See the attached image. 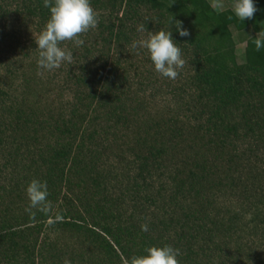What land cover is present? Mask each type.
I'll list each match as a JSON object with an SVG mask.
<instances>
[{
  "label": "trees",
  "instance_id": "1",
  "mask_svg": "<svg viewBox=\"0 0 264 264\" xmlns=\"http://www.w3.org/2000/svg\"><path fill=\"white\" fill-rule=\"evenodd\" d=\"M207 1L90 0L94 11L105 3L117 21H121L117 17L123 5L133 9L128 17L122 16L123 20L133 21L138 7L158 11L156 23L162 27L160 30H175L172 18L182 24L189 20V37L183 40L176 31L172 32L186 42L181 45L193 72L186 96L180 94L177 106L185 118L196 124L193 132L199 135L191 143L194 156L186 159L211 157V166L202 158L192 160L191 165L187 160L180 166L173 165L167 158L168 150L179 152L178 149L140 140L124 145L125 150L115 148L112 152L117 162L125 163L121 170L114 165L104 166L102 161L111 151L110 143L118 147L117 141L107 137L125 123L111 100L112 96L117 100L111 87L123 86L127 80L124 75L116 76L119 63L113 61L108 69L111 87L105 85L101 72L104 65H98L100 59L93 61L89 57L102 53V49L94 48L95 44L91 48L84 43L80 49L73 43L66 46L74 60L64 65L62 86L75 88L63 112L54 113L51 108H41L43 101L28 99L41 92L39 86L32 87L35 93L28 86V78L36 84L41 70L34 45L29 50L36 57L32 62L20 53L12 62L9 59L4 63V75L9 81L16 78L23 86L20 92L15 89L10 93L0 88L1 264H49L48 259H53L55 253L47 251L46 235L44 248L38 249V236L47 226L55 231L68 229L80 236L79 256L73 264H127L131 257L143 255L146 248L165 245L179 250L178 264H228L230 248L238 264H264V172L256 164L252 166L257 167L252 179L242 181L239 174L246 161L264 158V49L255 51L250 39L264 33V0H255L258 11L242 23L231 9L214 12ZM10 14H19L35 27L37 34L49 15L44 0H0V20ZM98 21L96 29L102 41L105 34L110 40L119 38L114 24H105L100 16ZM84 37V33L80 34L85 41ZM234 37L238 45L244 46L242 64L237 63ZM246 139L253 142L239 150ZM254 143H258L256 147ZM213 168L223 172H211ZM13 173L17 174L16 180ZM212 173L214 181L210 180ZM30 176L46 182V206L29 207L25 190ZM4 181L9 187L2 186ZM155 182H162L157 190ZM238 183H243L241 196ZM224 188H234L230 194L238 197L239 208L236 204L234 210L229 209L228 199L219 203L214 197L215 191ZM63 190L77 196L80 208L71 202L65 211L54 209L51 203L62 202ZM4 196L10 198L7 204ZM21 204L27 212L15 215ZM248 216H253L252 227L244 224ZM142 225H147L148 230L142 231ZM248 229L260 240L242 246L244 241L234 236Z\"/></svg>",
  "mask_w": 264,
  "mask_h": 264
},
{
  "label": "rangeland",
  "instance_id": "2",
  "mask_svg": "<svg viewBox=\"0 0 264 264\" xmlns=\"http://www.w3.org/2000/svg\"><path fill=\"white\" fill-rule=\"evenodd\" d=\"M232 2L233 0L207 1L209 7L214 12H218L226 8L231 9ZM138 8L139 9H136L135 11L133 21H130L128 18L125 20L122 19V16L127 15L128 17L130 11H133L132 8L129 9L125 5L120 8V12L118 13L117 18L121 21L113 19L114 13L113 15L111 14L112 9L108 8L105 3L104 7L102 5V9L94 11L96 14H98V16H100V19L104 20L105 24H114L116 31L118 30L117 35H119V38L110 40L106 36L107 34H105L104 36L106 39L105 41H102L101 37H98L96 28L90 29L87 33H84V43H86V46L92 48V44H95V49L100 51L102 49V53H95V55L89 57H91L93 61H95L96 59H100L101 62L98 65H104L105 70H102L101 72L102 79L105 82V85L111 87L109 85L111 81L108 69L110 68L109 63H112L113 61L115 62L114 64L119 63V65H117L118 69L116 76L124 75L127 80L126 83L123 84L124 87H111V91H113V94L117 99L114 100L112 96L111 100L115 102V107L118 108L120 114L125 120V123L122 126H118L113 129V131L110 132L111 135L107 137V139L110 141H117L116 145L118 147H115L110 143L109 146L111 148V151L108 153V156H106L105 159L103 158L104 160L102 161V163H104V166L106 167L114 165L115 167L120 168L119 170H121L125 163L117 162V159L115 157L116 153L112 155V152L115 151V148L125 150L124 145L131 146L134 141L140 140L150 145L165 144V147L174 146L176 149H178L179 152L168 150L167 158L170 159L173 165L180 166L181 163H183L185 160H187V162L191 165L193 164L192 160H199L200 158H202L210 162L209 166H211V162L213 161V159L211 157L201 156L202 153L197 150L195 151L201 157H198L196 159L193 158L192 160L186 159L192 158L194 156L192 152L193 145L191 143L196 139V137L199 136L195 135L193 132V130H195L194 127H196V124L185 118L183 113L180 111L179 106H177V102L179 100L178 97L180 96V94L186 96L188 86L190 85L189 80L193 74L192 69L188 64L189 59L187 56V51L183 50L184 47L181 45H184V43L186 42L179 40L177 35L172 34V38L176 41L178 47L181 49L182 58L184 59L185 63L182 68L177 69L178 74L175 79L162 77L159 73L154 71L153 65L148 57L146 50L142 48L132 49L130 47L132 41L142 40L145 39L147 36V32L142 33L137 31L138 25L144 24L146 30L151 32H156L160 30V28H162L160 26L157 27L156 23L159 22L157 19L158 11H153L146 7ZM23 20L24 19H22L19 14H10V16L6 20H0V88L9 93L14 91L15 89H18V91L20 92L23 85L19 84L16 78H14V81H12L11 79L9 81V79L4 75L3 72L5 71L4 63H6V61L9 59V62H12V59L15 60L17 57H19L17 54L20 53H22V57H24V55H26V57L29 56L27 57V59L30 58L31 62L36 59V57H34V55H32L29 50L33 45L35 46L34 41L37 36V32L35 31L36 29L33 25H30ZM188 26H190V22L189 20L185 19L183 22V27L188 30ZM182 39L184 40L185 38ZM234 41L236 45L235 55L237 63L242 64L244 60V46L238 45L236 37H234ZM70 43L73 42L65 41L63 42L62 46L66 48V46ZM102 43L104 44V47L98 46ZM72 46L75 47L74 44ZM97 46L98 48H96ZM80 48L81 46L79 47V49ZM94 52L95 50L93 51V53ZM73 60L74 59H72V61ZM64 65L65 63L62 64L58 69H54L51 71L43 69L39 70V76L36 79V84L33 83L31 78H28V80L30 79V84L28 86L31 88V91L35 93V91L33 90V88H35L33 86L35 85L39 86V89L41 87V92H37L36 95L28 99L34 101H43V103L48 105L42 103L41 108L42 106L45 108H51L54 113L55 110L59 112L67 111L65 109V105H67L68 107V105L70 104L71 101H69V97L73 96L74 93L72 92V89H74L75 87L71 88V86H69L68 90L67 87L64 88L62 86L65 81V73L62 72V70L65 69ZM26 73L29 74V70H26ZM12 86H14V89L9 90V87ZM119 87L123 88L119 89ZM75 94L77 95V92H75ZM62 106L64 107L62 108ZM252 142L253 141H251L250 139L244 140L240 143V146H238L239 150L243 151V149H247L246 146H249ZM257 144L258 143L255 144V147ZM168 148L173 149L172 147ZM194 149L196 148L194 147ZM253 160L256 163H254ZM246 162L247 163L245 165V169L239 172L242 181L243 179L245 180L247 177H249L250 179H252L253 176L255 177L254 174L257 172V167L258 170L261 169L264 172V158H261V156L258 157L257 160L252 159V161ZM256 164L257 167L253 168L252 166ZM250 169L252 172L249 174ZM210 170L211 172H223L220 168H213ZM245 172H247L246 176L244 175ZM12 176L13 180H16L17 174L13 173ZM166 177L167 176H165L164 178ZM32 178L35 179L34 176H30V180L28 179V182L32 181ZM4 179L5 178H1V180ZM214 179H216V177L212 173L210 180L214 181ZM10 180L11 179L8 178L9 182ZM8 181H4L5 184H3L2 186L9 187V185H7ZM246 182L247 184L251 183V181ZM159 183L162 182L154 183V190L158 189ZM21 184H26V181H22ZM242 185L243 183H238L239 192L242 189ZM262 185V190H264V182ZM252 187L255 188L256 185L254 184ZM21 191L22 194L25 193L23 189H21ZM218 191L221 192L215 191L214 197H216L219 203H225L228 199L227 204L229 209L234 210L236 204L237 208L240 207V203L236 200L238 197L236 198L235 195L230 194V192L234 191V188H224L219 189ZM239 192L238 196H241L242 192ZM62 196L63 198L61 199L62 202H60V204L51 203L53 207L55 206V210L65 211L66 209L71 207V202L75 203L74 207L80 208V203L78 204V200L76 199L77 196H75L74 194L72 195L71 192L66 190H63ZM81 198L82 197L79 196V199ZM9 200L10 198L8 196L3 197V202L5 204H7ZM68 203L70 204L68 205ZM22 204L17 206L21 207ZM241 207H243L244 209L243 205H241ZM25 208L22 209L21 207L20 210H16L15 215L27 212ZM74 213L75 212H73V216H76V213ZM252 213H255L254 210H252ZM245 219L246 221L244 224L246 226L249 225L250 227H252L253 223L250 222L251 220H253V216H248ZM45 226H47V223H45ZM0 233L2 232L0 231ZM44 235L47 236V244H45V247L47 245V251L49 253H55L54 258L48 259L47 263L63 264L65 259L69 260L71 264L77 262V257L79 256V247L82 243L80 236L77 233L72 232L68 229H58L55 231L52 230V227L47 226L46 230H43V233L38 236V242H41L38 245V249L44 245ZM238 236L240 240L244 241L242 246L248 242H250V244H256L257 241L260 240L259 236L256 237V235L253 234L251 229H248L246 232H243L240 235H236L234 237L238 238ZM233 246L234 244L232 243L231 247ZM232 251V248H230V258L228 259V264H233L234 262L235 264H238V258L236 254L232 253ZM43 255H46L45 250ZM45 257L47 258L48 256L46 255ZM240 259L241 257H239V260ZM35 264H38V261H35Z\"/></svg>",
  "mask_w": 264,
  "mask_h": 264
},
{
  "label": "clouds",
  "instance_id": "3",
  "mask_svg": "<svg viewBox=\"0 0 264 264\" xmlns=\"http://www.w3.org/2000/svg\"><path fill=\"white\" fill-rule=\"evenodd\" d=\"M222 6V5H218ZM44 7L48 9V19L44 28L35 38V50L38 51V67L51 71L58 69L64 63H71L73 53L62 47L65 41H72L76 47L83 46L84 40L80 34L95 29L98 25V16L91 7L90 0H44ZM232 15L242 23L251 20L258 11L255 0H233L231 5ZM230 19L232 17H229ZM174 24L176 34L181 38L189 37L190 33L183 27L179 20ZM138 32H147L142 40L131 42L132 49L142 48L146 50L153 65L154 71L162 77L175 79L177 69L184 66L181 49L172 38V30L147 31L144 24L137 27ZM254 50L259 52L264 49V33L258 38H251ZM26 195L30 202V208L46 206L48 196L46 182L33 179L26 187ZM142 231H147V225L141 226ZM179 250L170 246H151L145 249L143 255L131 257L127 264H178ZM63 264H71L67 259Z\"/></svg>",
  "mask_w": 264,
  "mask_h": 264
}]
</instances>
